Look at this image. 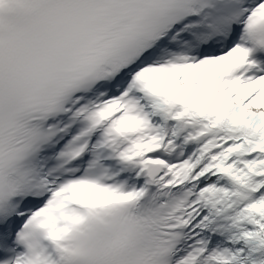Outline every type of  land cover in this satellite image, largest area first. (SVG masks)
I'll use <instances>...</instances> for the list:
<instances>
[{
	"label": "snow or ice",
	"instance_id": "6c2138e0",
	"mask_svg": "<svg viewBox=\"0 0 264 264\" xmlns=\"http://www.w3.org/2000/svg\"><path fill=\"white\" fill-rule=\"evenodd\" d=\"M0 264H264V0H0Z\"/></svg>",
	"mask_w": 264,
	"mask_h": 264
}]
</instances>
